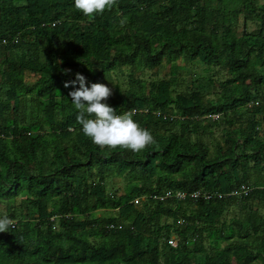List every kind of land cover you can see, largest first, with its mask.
<instances>
[{"label":"trees","instance_id":"trees-1","mask_svg":"<svg viewBox=\"0 0 264 264\" xmlns=\"http://www.w3.org/2000/svg\"><path fill=\"white\" fill-rule=\"evenodd\" d=\"M123 67L149 73L107 98L139 153L95 144L65 86ZM263 203L264 0H0V264H264Z\"/></svg>","mask_w":264,"mask_h":264},{"label":"clouds","instance_id":"clouds-1","mask_svg":"<svg viewBox=\"0 0 264 264\" xmlns=\"http://www.w3.org/2000/svg\"><path fill=\"white\" fill-rule=\"evenodd\" d=\"M73 2L75 8L93 19L96 14L113 4V0H73ZM86 79L78 72L75 79L65 81V86L79 85L69 93L72 98L71 103L78 110V120L83 132L95 144L122 146L139 153L155 142L152 130L142 126L134 118V109L118 113L117 109L107 102V98L112 93V88L108 84L94 82L89 86ZM13 224L10 215H0V232L8 231Z\"/></svg>","mask_w":264,"mask_h":264},{"label":"rangeland","instance_id":"rangeland-1","mask_svg":"<svg viewBox=\"0 0 264 264\" xmlns=\"http://www.w3.org/2000/svg\"><path fill=\"white\" fill-rule=\"evenodd\" d=\"M242 25L241 22L238 27V31H241ZM248 29L253 28V23L249 22L247 24ZM181 64L184 66L183 75L185 81H190L191 75L194 70L198 69L200 67V63L198 61H192V62H186L182 61ZM129 74H134V76L131 78V76H128ZM140 77L141 84L143 86H146L147 80H149V73L148 71H145L143 68L140 69H133L131 70L129 67H123L119 71L112 73L110 76V79L105 83L108 84L112 89L115 87H118L119 89L124 88H131L132 90H138V83L136 82V78ZM138 82V81H137ZM261 115L259 114L257 117L259 118ZM218 133L217 131L215 132ZM118 185H122L123 181L122 179H119L117 182ZM262 212H264V203L262 205Z\"/></svg>","mask_w":264,"mask_h":264},{"label":"built area","instance_id":"built-area-1","mask_svg":"<svg viewBox=\"0 0 264 264\" xmlns=\"http://www.w3.org/2000/svg\"><path fill=\"white\" fill-rule=\"evenodd\" d=\"M246 189L245 188H243V192L245 191ZM170 196H173V197H175V198H177V199H184L185 198V196H186V193H184V192H181V191H176L174 194H171L169 191L168 192H166V194L163 196V197H170ZM189 196L191 197V198H197V197H200V196H203V197H205V198H210V196H211V194L210 193H208V192H202V191H200V190H196V191H193V192H191L190 194H189ZM162 198V197H161ZM135 202H137L138 201V199L136 198L135 200H134ZM170 244H175L176 242H175V239L173 238V237H171L170 239H169V241H168Z\"/></svg>","mask_w":264,"mask_h":264}]
</instances>
